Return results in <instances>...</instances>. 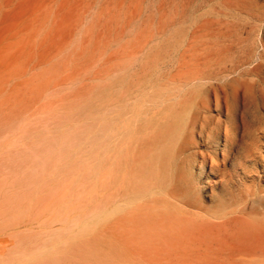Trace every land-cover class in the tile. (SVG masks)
<instances>
[{
	"label": "rangeland",
	"instance_id": "obj_1",
	"mask_svg": "<svg viewBox=\"0 0 264 264\" xmlns=\"http://www.w3.org/2000/svg\"><path fill=\"white\" fill-rule=\"evenodd\" d=\"M263 19L264 0H0V264H264ZM223 90L237 99L231 127L214 106ZM180 97L202 107L187 156L196 173L195 151L206 163L201 205L177 215L126 196L152 146L147 109Z\"/></svg>",
	"mask_w": 264,
	"mask_h": 264
},
{
	"label": "bare ground",
	"instance_id": "obj_2",
	"mask_svg": "<svg viewBox=\"0 0 264 264\" xmlns=\"http://www.w3.org/2000/svg\"><path fill=\"white\" fill-rule=\"evenodd\" d=\"M133 16H135V14H133ZM260 19V18H259ZM264 20V19H263ZM261 21V20H259ZM262 23V21H261ZM35 24V23H34ZM34 26V25H33ZM36 27V25H35ZM259 27V26H258ZM33 28V27H32ZM32 28H31V31H29V34L32 33ZM34 30V29H33ZM117 30V29H116ZM254 31V30H253ZM257 31V29H256ZM31 32V33H30ZM259 33V32H257ZM150 35V34H149ZM30 38L32 39V42L31 44L33 43V40L36 41V36H35V33L33 31L32 33V36H30ZM149 41V40H148ZM30 42V40H29ZM147 42V41H146ZM264 42V41H263ZM36 43V42H35ZM150 43V42H149ZM34 44V43H33ZM147 44V43H146ZM29 45V44H28ZM35 46V45H34ZM34 46H31L32 49H34ZM125 45H123L122 47H124ZM231 46V45H230ZM234 47V46H233ZM248 47V46H247ZM144 48V47H143ZM142 48V49H143ZM229 48V47H228ZM243 48V47H242ZM245 48V47H244ZM243 48V49H244ZM124 49V48H123ZM141 49V48H140ZM222 49V47H221ZM227 49V48H226ZM237 49V48H236ZM255 48H253L252 50H249V52L246 53V55L243 57V60L242 62L243 63H246V64H249L251 65L249 68V71H254L258 66L259 64H256V65H253V62L255 61V51H254ZM122 50V48H121ZM223 50V49H222ZM228 50V49H227ZM245 50V49H244ZM29 51V49H28ZM33 51V50H32ZM132 51V50H131ZM224 51V50H223ZM247 51V50H246ZM257 51V50H256ZM30 52V51H29ZM28 52V54H29ZM31 53V52H30ZM33 53L32 52V56H33ZM238 53V52H237ZM241 53V52H240ZM260 53V52H259ZM135 54V53H134ZM264 54V53H263ZM44 55V54H43ZM239 55V54H238ZM242 55V54H241ZM74 56V55H73ZM28 57V55H27ZM232 57V56H230ZM233 58V57H232ZM234 59V58H233ZM27 60V61H26ZM29 61V58L28 59H25V64L23 65V67L21 68L20 72L18 75H23L26 70H27V63ZM208 62V61H207ZM205 63V62H204ZM263 63V62H262ZM29 64V63H28ZM206 64V63H205ZM101 65V64H100ZM240 65V63H239ZM207 66V65H206ZM261 67H262V64H261ZM204 69H205V65H204ZM203 69V70H204ZM209 69V68H208ZM207 69V70H208ZM234 69H236V67L234 68L232 66V64L230 66H223V67H217V73H227V74H232ZM206 70V71H207ZM239 71H240V68H239ZM243 71V70H242ZM261 71V69H260ZM263 71V73H262ZM261 73H262V76L264 75V70H262ZM48 72V71H47ZM248 72V71H247ZM96 73V72H95ZM52 74V73H51ZM193 75V74H192ZM52 76V75H51ZM243 76V75H242ZM205 75H204V79H205ZM250 77V76H249ZM263 78V77H262ZM186 79V78H185ZM184 80V79H183ZM182 80V81H183ZM198 80V78H197ZM201 80V79H200ZM166 81V80H165ZM188 81V79H187ZM196 81V80H195ZM199 81V80H198ZM204 81V80H203ZM155 82V80H154ZM215 82V81H214ZM213 82V83H214ZM169 83H170V80H169ZM181 83V82H180ZM191 83V82H190ZM212 83V84H213ZM218 83V82H217ZM177 84V83H176ZM184 84V83H183ZM206 84V83H205ZM172 85V84H171ZM186 85V84H185ZM193 85V84H192ZM191 85V86H192ZM195 85V84H194ZM152 86V85H151ZM173 86V85H172ZM177 86V85H176ZM187 86V85H186ZM211 86V85H210ZM217 86V85H216ZM25 88V86H24ZM158 88V87H157ZM173 87H171V90H172ZM218 88V87H217ZM165 88H163L164 90ZM166 90V89H165ZM170 90V91H171ZM219 90V88H218ZM221 90V89H220ZM240 90V89H239ZM197 91V90H196ZM149 92V91H148ZM157 92V91H156ZM160 92V91H159ZM161 92H164L161 90ZM168 92V91H167ZM178 92V91H177ZM187 92V91H186ZM185 92V93H186ZM189 92V91H188ZM187 92V93H188ZM191 92V91H190ZM194 92V91H193ZM198 92V91H197ZM219 92V91H218ZM222 93L224 92L221 91ZM241 92V91H240ZM117 94V92H116ZM194 94V93H192ZM191 94V95H192ZM209 94V93H208ZM211 94V93H210ZM218 94V93H217ZM215 94V97H213V100H215V110H218L216 111V114L218 113L219 117L221 116H225L224 120H225V124L228 126V127H231L235 124L236 122V111H237V103H236V97H234L232 100L230 99V96L224 92L221 96L220 95H217ZM240 94V93H239ZM122 95V94H120ZM119 95V96H120ZM146 96H148L147 94H145ZM201 95V94H200ZM245 95V94H244ZM167 96V95H166ZM170 96V95H169ZM168 96V97H169ZM199 96V95H198ZM240 96V95H239ZM242 96V95H241ZM144 97V96H143ZM167 97V99H168ZM197 97V95H196ZM208 97V96H207ZM249 97V96H247ZM247 97L244 96L243 99H246L247 100ZM135 99V97H134ZM172 99V97H171ZM177 99V97H176ZM189 99V97H188ZM125 100V99H124ZM162 100V99H161ZM240 102H241V99H239ZM249 100L250 97H249ZM205 101V100H204ZM255 101V100H254ZM29 103V101H27ZM134 102V101H133ZM200 102V100H199ZM207 102H210L207 100ZM239 102V101H238ZM251 101H249L250 103ZM256 102V101H255ZM252 103V102H251ZM250 103V104H251ZM129 104V103H128ZM145 104V103H144ZM157 104H159L157 102ZM240 104V103H238ZM250 104H249V107H250ZM263 104V102H262ZM135 105V102L134 104ZM153 105V104H151ZM213 105V104H211ZM260 105V103H259ZM137 106V104H136ZM141 106V105H140ZM150 106V105H149ZM253 106V105H252ZM264 106V105H263ZM155 107V106H154ZM158 107V105H157ZM206 107V106H205ZM241 107V105H240ZM139 108V107H138ZM143 108V106H142ZM151 108V107H150ZM242 108V107H241ZM254 108V107H253ZM264 108V107H263ZM136 109V108H135ZM134 109V110H135ZM156 109V108H155ZM248 109V108H247ZM262 109V108H261ZM154 110V109H153ZM201 110H202V107L197 104V102L195 101V98H192L191 100L187 101V100H181V97H180V100L176 101L175 103L173 104H167L165 105V107H163L162 109L152 113L150 109H147L146 111V114L144 115V137L145 139L147 140L148 144L149 145H152L150 147V149L147 150V152L145 153L144 155V158H143V173L139 179V183L137 184H134L132 187V189L134 190L133 191V195L131 196H126V201H128L129 203L131 202H134V201H138V200H143V199H147V200H150L152 202H157V204H162V207L164 210L166 211H169L171 213H175L177 215L181 214L182 211H184L182 209V206H184V208H189V207H197V206H200L201 205V202H200V198H199V191L201 190V185H200V176H201V171L204 169V165L206 163V156L204 154H199L198 152H194V155L196 157L199 158V160H201V164L199 165V168H198V171L199 173H196V165H195V161H191L190 158H188V152L189 151H192V149L194 148V146L196 145V134L197 132L195 133V130L197 129L196 127V124H197V121H198V117L201 113ZM204 110V109H203ZM210 110V108L208 109ZM254 110V109H253ZM252 110V111H253ZM257 110V108H256ZM125 111V110H124ZM132 111V110H131ZM136 111V110H135ZM138 111V110H137ZM213 111V109H212ZM241 111V109L239 110ZM249 112V111H248ZM244 111L241 116L243 117V114L244 113H247L250 117V114ZM256 112V111H255ZM254 112V113H255ZM259 112V111H257ZM122 113V112H121ZM240 113V112H239ZM253 114V113H252ZM251 114V115H252ZM258 114V113H257ZM118 115V114H117ZM133 115V114H132ZM247 115V117H248ZM256 115V114H255ZM260 115V113H259ZM262 115V114H261ZM260 115V118H262ZM130 116V115H129ZM134 116V115H133ZM138 117V116H137ZM143 117V116H142ZM204 117V116H203ZM248 117V119H249ZM116 118H119L116 116ZM140 118V117H138ZM204 118H207V117H204ZM215 118V117H214ZM218 118V117H216ZM239 118V116H238ZM126 119V117H125ZM133 119V117H132ZM207 120V119H206ZM216 120V119H215ZM130 121V120H129ZM223 122V120H221ZM246 121V120H244ZM102 122V120H101ZM201 122V121H200ZM213 122V121H212ZM129 123V122H128ZM215 123V122H214ZM240 123V122H239ZM136 124V123H135ZM207 124V123H206ZM211 124V123H210ZM210 124H209V127H210ZM253 124V123H252ZM115 127H117V122L114 123ZM224 125V126H226ZM264 125V123L262 124ZM122 126V125H121ZM120 126V127H121ZM250 126V124H249ZM126 127V126H125ZM143 127V126H142ZM252 127V125H251ZM119 128V127H118ZM208 128V126H207ZM206 128V129H207ZM227 128V127H226ZM239 128V127H237ZM220 129H221V126H220ZM223 129V128H222ZM126 130V129H125ZM128 130V128H127ZM131 131V130H130ZM212 131V130H211ZM222 131V130H221ZM251 131V129L249 130ZM119 132V130H118ZM216 132H218L216 130ZM241 132V131H240ZM222 133V132H221ZM212 134V133H211ZM224 134V132L222 133ZM251 134V133H250ZM119 135V134H118ZM220 135V133H219ZM121 137V136H120ZM222 137V136H221ZM262 137V135H261ZM118 138L117 136V132L115 133V141L116 139ZM131 138V137H130ZM139 138V137H138ZM154 138V140H153ZM223 138V137H222ZM68 139V137L66 138ZM88 139V138H87ZM215 139H218V137H216ZM221 139V138H220ZM153 140V144L151 143V141ZM199 140V139H198ZM197 140V141H198ZM223 140V139H222ZM243 140V139H242ZM245 140V139H244ZM87 141V140H86ZM218 141V140H217ZM216 142H213L214 143H217ZM247 141V140H246ZM129 142V141H128ZM111 143V142H110ZM212 143V142H211ZM250 143V142H249ZM220 144V143H219ZM217 145V144H216ZM239 145V144H238ZM237 145V146H238ZM249 145V144H248ZM248 145H245V146H248ZM215 146V145H213ZM218 146V145H217ZM114 147V152H116L118 150V145H117V142H115V145H113ZM229 148H230V137L228 135V133L226 132L225 133V142L223 144V149H222V155H223V161H226V157L225 155L228 154V151H229ZM239 148V147H237ZM125 149V148H124ZM250 150V153H251V148H249ZM125 151V150H124ZM134 151V150H133ZM202 151V150H201ZM238 151V150H237ZM247 151V149H246ZM119 152V151H118ZM135 152V151H134ZM208 152V151H207ZM247 153V152H246ZM20 154V152H19ZM112 154V153H111ZM239 154V153H238ZM249 154V152H248ZM252 154V153H251ZM13 154H11L12 156ZM18 155V153H17ZM218 155V154H217ZM216 155V156H217ZM241 155V154H240ZM6 156V155H5ZM22 156V155H21ZM28 156V158H30V154L29 155H26ZM116 156V154H115ZM231 156H233L231 154ZM246 156V155H245ZM17 157V156H16ZM220 157V156H219ZM238 157V156H237ZM253 157V155H252ZM256 157V156H255ZM5 158V157H4ZM11 158V157H10ZM25 158V157H24ZM235 158V157H234ZM247 158V157H246ZM17 158H15L14 160H16ZM40 159V158H39ZM233 159V158H232ZM244 159V157H243ZM252 159V158H250ZM1 160V158H0ZM12 160V159H11ZM13 160V161H14ZM213 160V159H212ZM231 160V159H230ZM237 160V159H236ZM254 160V159H253ZM4 161V160H3ZM2 162V160L0 161ZM15 162V161H14ZM115 162V161H114ZM113 162V163H114ZM197 162V161H196ZM222 162V161H221ZM235 162V161H234ZM233 162V163H234ZM251 162V161H250ZM5 163V162H4ZM3 163V164H4ZM214 163V160L213 162H211V167L209 170H215L216 169V165L213 164ZM220 163V162H219ZM218 163V164H219ZM232 163L229 162V165ZM237 163V161L235 162ZM246 163V161H245ZM10 164L9 163V167H10ZM14 164V163H13ZM17 164V163H16ZM15 164V165H16ZM21 164V163H20ZM32 162L29 164L31 165ZM41 164V163H40ZM221 164V163H220ZM224 164V163H223ZM252 164V163H251ZM24 165V163H23ZM222 165V164H221ZM225 165V164H224ZM228 165V166H229ZM20 166V165H19ZM219 166V165H218ZM234 166V164L232 165ZM243 166V165H242ZM0 167H4L2 166V163L0 165ZM21 167H23L21 165ZM239 167V165H238ZM7 166L4 167V169H6ZM15 168V167H14ZM222 168V167H221ZM232 168V167H230ZM225 168H223L224 170ZM222 170V171H223ZM225 171V170H224ZM245 171V170H244ZM221 173V172H220ZM219 173V175H220ZM226 173H229V170L226 171ZM2 175V173H0ZM232 174V173H231ZM237 174V173H236ZM0 175V176H1ZM14 175V174H13ZM12 175V176H13ZM218 175V176H219ZM17 176V175H16ZM15 176V177H16ZM223 176V174L221 175V177ZM15 177L13 180H15ZM220 177V176H219ZM220 177V179H222ZM230 177V176H229ZM233 177V176H232ZM2 178V177H1ZM0 178V179H1ZM6 178V177H5ZM226 178V177H225ZM4 179V178H3ZM228 179V178H227ZM224 180V179H223ZM236 180V179H235ZM2 181V180H1ZM0 181V182H1ZM7 181V180H6ZM231 181V179H230ZM3 182V181H2ZM5 184V182H3ZM10 182H8V184L6 183V185H9ZM2 184V183H1ZM11 184H13L11 182ZM30 184V183H29ZM31 185V184H30ZM2 186V185H1ZM4 186V185H3ZM228 186V185H227ZM30 187V186H29ZM226 187V186H225ZM3 188V187H1ZM7 188V186L5 187ZM27 188V187H26ZM119 188V187H118ZM228 189H229V186H228ZM26 190V189H25ZM117 190V189H116ZM227 190V188H226ZM228 191V190H227ZM27 192V191H26ZM120 192V190H119ZM230 192V191H229ZM13 193V192H12ZM15 193V192H14ZM13 193V194H14ZM205 193V192H204ZM203 193V194H204ZM232 193V191H231ZM255 193V192H254ZM27 194V193H26ZM29 194V193H28ZM27 194V195H28ZM202 194V196H203ZM12 195V194H11ZM18 195V194H16ZM246 195V194H245ZM23 196V193L22 195ZM230 196V195H229ZM232 197V196H230ZM243 197V196H242ZM248 197V196H246ZM14 198H16L14 196ZM244 198V197H243ZM234 199V195H233V198ZM237 199H239L240 201V198L237 197ZM246 199V198H245ZM9 200V198H8ZM243 200V199H242ZM232 201V200H231ZM241 202V201H240ZM118 203V202H117ZM171 203H175L178 207H175V206H171L169 204ZM233 204V203H232ZM248 204V203H247ZM115 205V204H114ZM173 205V204H172ZM131 206V205H130ZM171 206V207H170ZM262 207L261 210H263V207L262 205H259V207ZM248 207V206H247ZM246 207V208H247ZM186 208V209H187ZM200 208V207H199ZM123 209V208H122ZM201 209V208H200ZM248 209V208H247ZM258 209V208H257ZM192 209H190L191 211ZM256 210V209H254ZM194 211V210H193ZM249 211V210H248ZM186 212V211H185ZM184 212V213H185ZM199 212V211H197ZM192 213V212H191ZM200 213V212H199ZM254 213V211H253ZM193 214V213H192ZM255 214V213H254ZM256 215V214H255ZM251 216V215H250ZM252 218V217H251ZM259 220V219H258ZM249 222V221H248ZM259 222V221H258ZM264 223V222H263ZM262 224V223H261ZM249 225V224H247ZM244 226V225H243ZM247 227V226H246ZM250 227V226H249ZM253 229H255L253 227ZM251 233V232H249ZM241 236V235H240ZM247 236V235H246ZM245 237V236H244ZM241 238V237H240ZM53 239V238H52ZM238 239V238H237ZM236 239V241H238ZM243 239V238H242ZM262 238L260 239V242H261ZM244 241H246L244 239ZM255 241H257L255 239ZM50 242V241H49ZM258 242V241H257ZM246 243V242H244ZM237 244V243H236ZM264 244V243H263ZM13 245V243H12ZM245 245V244H244ZM262 245V243H261ZM264 246V245H263ZM262 246V247H263ZM241 247V246H240ZM244 247V246H243ZM242 247V248H243ZM246 247V245H245ZM12 248V247H11ZM258 248V247H257ZM261 248H259L260 250ZM8 250V248H7ZM5 250V251H7ZM246 250H249V249H246ZM256 250V248L254 249ZM253 250V251H254ZM264 249H262L263 251ZM11 251V250H10ZM244 252H246L245 250H243ZM7 253V252H6ZM238 253V252H237ZM240 253V252H239ZM249 253V252H248ZM262 253V252H261ZM8 254V253H7ZM6 254V255H7ZM253 254V253H251ZM260 254V253H259ZM258 254V255H259ZM264 255V253H262ZM5 255V254H4ZM5 257V256H4ZM259 257V256H257ZM20 258V257H19ZM18 258V259H19ZM31 258V257H30ZM17 259V258H15ZM0 260H3L0 259ZM30 260V259H29ZM262 260V259H260ZM15 263H16V260H14ZM20 261V260H19ZM27 260H25L26 262ZM259 261V260H258ZM244 262V261H242ZM247 262V261H246ZM250 262V261H248ZM22 263L24 264V261H22ZM257 263V262H255ZM262 263H263V260H262ZM11 264V262H10ZM13 264V262H12ZM21 264V263H20ZM253 264V263H252Z\"/></svg>",
	"mask_w": 264,
	"mask_h": 264
},
{
	"label": "crops",
	"instance_id": "obj_3",
	"mask_svg": "<svg viewBox=\"0 0 264 264\" xmlns=\"http://www.w3.org/2000/svg\"><path fill=\"white\" fill-rule=\"evenodd\" d=\"M163 264H171V262L170 261H163ZM177 264H190V263H188L185 260H180L177 262Z\"/></svg>",
	"mask_w": 264,
	"mask_h": 264
}]
</instances>
